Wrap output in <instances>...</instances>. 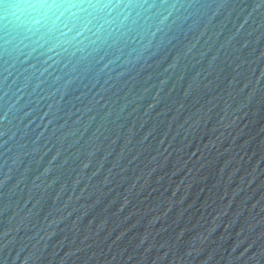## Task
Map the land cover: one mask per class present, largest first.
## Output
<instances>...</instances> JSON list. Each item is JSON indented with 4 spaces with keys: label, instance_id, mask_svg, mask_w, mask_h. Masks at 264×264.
I'll use <instances>...</instances> for the list:
<instances>
[{
    "label": "water",
    "instance_id": "95a60500",
    "mask_svg": "<svg viewBox=\"0 0 264 264\" xmlns=\"http://www.w3.org/2000/svg\"><path fill=\"white\" fill-rule=\"evenodd\" d=\"M224 2L218 36L24 158L0 185V245L39 241L36 264H264V16L240 28L257 0Z\"/></svg>",
    "mask_w": 264,
    "mask_h": 264
},
{
    "label": "clouds",
    "instance_id": "9594fccd",
    "mask_svg": "<svg viewBox=\"0 0 264 264\" xmlns=\"http://www.w3.org/2000/svg\"><path fill=\"white\" fill-rule=\"evenodd\" d=\"M228 16L224 0H0V185L25 157L74 136L85 112L111 110L106 94L125 78L187 55ZM254 16H264V0L239 27ZM12 243L0 245V264L41 260L39 241L23 257L27 246L12 255Z\"/></svg>",
    "mask_w": 264,
    "mask_h": 264
}]
</instances>
